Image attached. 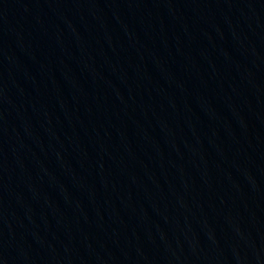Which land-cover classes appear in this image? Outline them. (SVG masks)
Instances as JSON below:
<instances>
[{"label": "water", "instance_id": "1", "mask_svg": "<svg viewBox=\"0 0 264 264\" xmlns=\"http://www.w3.org/2000/svg\"><path fill=\"white\" fill-rule=\"evenodd\" d=\"M0 264H264V0H0Z\"/></svg>", "mask_w": 264, "mask_h": 264}]
</instances>
